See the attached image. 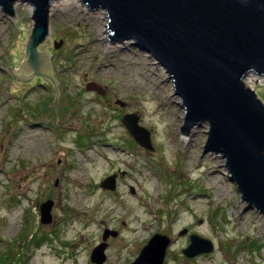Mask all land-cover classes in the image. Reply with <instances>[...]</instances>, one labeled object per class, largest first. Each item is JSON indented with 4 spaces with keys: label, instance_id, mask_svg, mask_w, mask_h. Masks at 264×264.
<instances>
[{
    "label": "rangeland",
    "instance_id": "374dc122",
    "mask_svg": "<svg viewBox=\"0 0 264 264\" xmlns=\"http://www.w3.org/2000/svg\"><path fill=\"white\" fill-rule=\"evenodd\" d=\"M47 19L36 48L55 86L13 74L25 58L31 6L0 7V256L96 264L89 253L103 241L100 264H128L156 232L169 237L163 264H264V215L246 207L219 153L203 151L207 124L181 132L183 107L164 68L131 40H111L103 8L57 0ZM242 80L264 104V75ZM126 112L152 150L121 123ZM113 172L114 189L101 188ZM47 198L51 221L41 224L38 203ZM104 228L116 233L102 240ZM189 232L212 249L185 256Z\"/></svg>",
    "mask_w": 264,
    "mask_h": 264
},
{
    "label": "water",
    "instance_id": "95a60500",
    "mask_svg": "<svg viewBox=\"0 0 264 264\" xmlns=\"http://www.w3.org/2000/svg\"><path fill=\"white\" fill-rule=\"evenodd\" d=\"M13 1L0 0V7L10 12ZM20 1L31 6L32 26L24 45L25 58L13 74L22 78L38 74L55 86L47 54L36 48L47 35L51 0ZM82 2L105 10L111 40H131L164 68L183 107L181 132L205 122L203 151L219 153L246 207L264 215V104L242 80L249 71L264 75V0ZM120 121L134 141L152 150L149 133L137 123L134 112L123 113ZM98 185L113 190L115 173L104 176ZM51 204L49 198L38 203L41 224L51 221ZM115 233L104 228L101 239ZM168 243V236L153 233L129 264H163ZM103 246V241L93 246L89 260L100 264ZM212 247L208 238L189 232L181 252L193 256Z\"/></svg>",
    "mask_w": 264,
    "mask_h": 264
},
{
    "label": "trees",
    "instance_id": "16d2710c",
    "mask_svg": "<svg viewBox=\"0 0 264 264\" xmlns=\"http://www.w3.org/2000/svg\"><path fill=\"white\" fill-rule=\"evenodd\" d=\"M39 237H43V236L40 235ZM33 240H34V245H38L41 241V238L37 240L36 236H35V238H33ZM0 264H21V262L18 261L15 256H9V255L5 256V254H4L3 257L0 256Z\"/></svg>",
    "mask_w": 264,
    "mask_h": 264
},
{
    "label": "flooded vegetation",
    "instance_id": "af4514ba",
    "mask_svg": "<svg viewBox=\"0 0 264 264\" xmlns=\"http://www.w3.org/2000/svg\"><path fill=\"white\" fill-rule=\"evenodd\" d=\"M85 88H91L92 90H94L95 91V83H93V82H89V83H87L86 85H85ZM105 93L103 92V94L102 95H104ZM132 190V189H131ZM186 256V255H185ZM188 257V256H187ZM129 264V263H128Z\"/></svg>",
    "mask_w": 264,
    "mask_h": 264
},
{
    "label": "bare ground",
    "instance_id": "6f19581e",
    "mask_svg": "<svg viewBox=\"0 0 264 264\" xmlns=\"http://www.w3.org/2000/svg\"><path fill=\"white\" fill-rule=\"evenodd\" d=\"M56 1L57 0H51L50 2H51V5L53 4V3H56Z\"/></svg>",
    "mask_w": 264,
    "mask_h": 264
}]
</instances>
